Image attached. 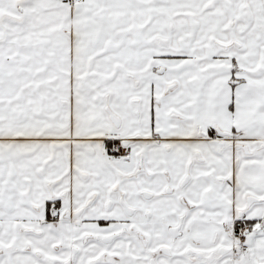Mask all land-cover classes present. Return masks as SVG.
Listing matches in <instances>:
<instances>
[{
	"label": "snow or ice",
	"instance_id": "obj_1",
	"mask_svg": "<svg viewBox=\"0 0 264 264\" xmlns=\"http://www.w3.org/2000/svg\"><path fill=\"white\" fill-rule=\"evenodd\" d=\"M0 264H264V0H0Z\"/></svg>",
	"mask_w": 264,
	"mask_h": 264
}]
</instances>
